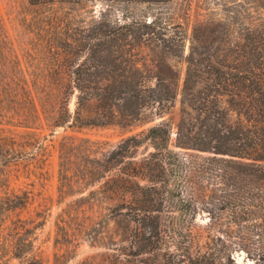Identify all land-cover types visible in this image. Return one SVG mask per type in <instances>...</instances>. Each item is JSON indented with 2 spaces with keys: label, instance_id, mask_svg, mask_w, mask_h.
Instances as JSON below:
<instances>
[{
  "label": "trees",
  "instance_id": "1",
  "mask_svg": "<svg viewBox=\"0 0 264 264\" xmlns=\"http://www.w3.org/2000/svg\"><path fill=\"white\" fill-rule=\"evenodd\" d=\"M88 1L0 14V172L14 150L19 178H36L42 139L61 129L60 197L86 189L69 203L123 223L107 264H238L240 251L264 264V0H115L113 13ZM105 126L137 131L115 144L73 134ZM32 185L0 193V264L4 248L42 264L43 221L6 220ZM94 224L57 223L66 254L99 242Z\"/></svg>",
  "mask_w": 264,
  "mask_h": 264
},
{
  "label": "rangeland",
  "instance_id": "2",
  "mask_svg": "<svg viewBox=\"0 0 264 264\" xmlns=\"http://www.w3.org/2000/svg\"><path fill=\"white\" fill-rule=\"evenodd\" d=\"M24 3L25 0H0V14L8 21V17L13 15V8L16 6L19 9ZM202 3L201 5H204V7L214 6L213 0H203ZM87 4L86 9L90 8L93 4L95 11H99L101 7L109 5L112 13L116 10L114 8L119 7V2L115 0H89ZM69 107L73 109L74 98L70 101ZM177 112L178 105L176 104L173 109L174 119L177 117ZM135 131L137 130L125 131L117 126H105L88 127L73 134L115 144L120 139ZM48 133L43 132V134ZM71 133L68 132V134ZM63 134L64 132L58 129L54 135H47L45 139H42V142L47 146L48 153L41 174H37L36 178H19V172L23 167L17 163L18 153L14 150L4 151V155H6L9 161L2 163L0 193L3 194V191H11L20 187L21 181L33 184L32 186H28L32 188L31 194L33 196L31 202L26 208L15 210L6 219L7 223L18 217L21 219L43 221V224L35 230L34 235V252L41 259L42 264H80L84 260H86L85 264H107L104 253L113 252L108 248L109 240L111 236L114 240L118 237L117 235L122 231L123 223L117 221L113 212L111 219L106 209H102L100 213H97L96 211L101 209L97 204L83 201L69 203V200H74L81 197V195H85L88 192L86 189H83L82 193L74 192L67 196L65 200L60 197L58 190L57 143ZM149 149L147 145L140 146L137 152L138 157L144 155ZM5 163H9V165H5ZM63 212H65V215H63ZM206 219L205 213H200L196 217V220L199 222H205ZM62 220L71 223L73 226L95 222L93 225L94 230L91 233L92 235H97L96 240L99 239V242L90 243L87 240L88 238L84 237L77 240L76 247L72 248L66 254L65 247H62L58 242L61 237L57 231V223L60 224ZM114 243L112 242V247ZM234 257L238 264H256L253 260L246 258L243 251L235 252ZM4 259V264H18V261L11 257L9 248H4Z\"/></svg>",
  "mask_w": 264,
  "mask_h": 264
}]
</instances>
